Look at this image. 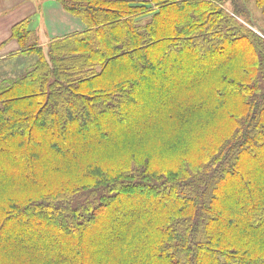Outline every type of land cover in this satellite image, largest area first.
<instances>
[{"label": "trees", "instance_id": "16d2710c", "mask_svg": "<svg viewBox=\"0 0 264 264\" xmlns=\"http://www.w3.org/2000/svg\"><path fill=\"white\" fill-rule=\"evenodd\" d=\"M61 2L85 30L45 52L17 24L37 60L0 83V264H264V36L217 0ZM187 57L194 80L171 63ZM216 114L198 157L152 137L187 117L194 144ZM169 142L187 149L159 165Z\"/></svg>", "mask_w": 264, "mask_h": 264}, {"label": "crops", "instance_id": "0c3cea01", "mask_svg": "<svg viewBox=\"0 0 264 264\" xmlns=\"http://www.w3.org/2000/svg\"><path fill=\"white\" fill-rule=\"evenodd\" d=\"M26 20L32 31V40L26 44H38L45 52L56 39L86 28L79 17L66 11L61 0H0V83L12 81L9 74L16 79L35 65L37 56L28 51L31 48L13 36L14 26Z\"/></svg>", "mask_w": 264, "mask_h": 264}, {"label": "rangeland", "instance_id": "374dc122", "mask_svg": "<svg viewBox=\"0 0 264 264\" xmlns=\"http://www.w3.org/2000/svg\"><path fill=\"white\" fill-rule=\"evenodd\" d=\"M217 1L219 2L220 5H222L227 11H229L232 14H235L234 10L239 8L240 11H242L244 14V15L237 16V18L240 20V22L244 23L246 26H248L250 29L254 30L255 32L259 33L260 35L264 36V11H263V8L258 3H256L255 0H217ZM147 20H148V18H144L143 22L145 23V22H147ZM29 40H32V36L29 38ZM190 60H192V59L187 57L185 60H182L181 64H180V62H179L180 59L171 58V61H172L171 63L173 65L178 64V66L180 67L178 70L175 71V72H177V74L181 73V71L183 72V71H188V70L191 71L192 70V72L190 74H191V79L194 80L195 77L197 76V74H201L204 71L202 70L200 72V70H199L200 65H196L194 63H192V65H191ZM12 73H14V72H12ZM13 76H15V74H9V76H7V78L11 77L9 79L13 80L15 78ZM173 77H171V78H173ZM184 86H185V84H182V83L179 84L178 81L171 80V82H168V88L166 89V91L161 92L158 96L160 98H163L164 100H171L172 96L173 97H174V95L177 96L178 93L180 92L179 89L183 90ZM237 104L238 103L236 102V105ZM182 114H183V112L181 113V115ZM131 115L135 118L136 122L141 123V124L142 123L146 124V123L152 122V121H154L153 117H155L153 114H151L149 112L139 114V111H136L135 109H133L131 111ZM176 115L179 117L178 114H176ZM176 115H174V116H176ZM222 116L219 114H216L214 117H210L209 119H207V117H206L204 119V121L198 123L196 125V129H194V131H193V133L195 135H198V138L197 139L195 138L196 140H195L194 144H192L193 138L190 137V126L188 125V123L197 122V119L196 120L191 119V121L186 122V120H188L187 117H183V119L180 118L179 122L182 125L178 126V127H174L173 125H171V119L166 118L165 126H161L160 129H157L156 134L152 137H157V138L159 137L161 140H164V139L167 140L168 139L170 142L171 141H177V139H180V138H190V141L188 143L190 148H188V149L190 151H194V153L198 157L201 155V153L198 151V149H202V148L203 149H209V148L214 147L216 145V143H219L220 140L223 138V136L226 134V129H225L226 123H225V119ZM157 118L161 119V117H157ZM157 120H155V121H157ZM228 121L231 124H234L231 119ZM172 124H174V123H172ZM177 124H179V123L177 122ZM127 132L133 133L134 131L128 130ZM170 142H169V145L167 144L165 152H163V153L155 152L154 153L155 154L154 159H155L156 163H158L159 165H169L170 166L172 163H174V161L176 159L173 157L174 156L173 154L180 149H182L181 151L187 149L186 148L187 145H185L184 142H182L180 144V148H178V149H175L173 146H170ZM147 144L148 145L152 144V141H148ZM154 147H156V144H154ZM160 157H162V158L159 160ZM156 163H152V164H156ZM232 184L233 183H231V185ZM21 229H24V233H28V234H29V231L31 230V228H28L25 226ZM16 235H17V237L14 238V240H15L14 243L16 242L15 246L16 245L18 246L20 243H17V242L20 239L21 234H16ZM27 240H29V238L26 239V241ZM47 250H49V248H47ZM59 252L65 253L63 251H59ZM65 254H67V253H65Z\"/></svg>", "mask_w": 264, "mask_h": 264}]
</instances>
